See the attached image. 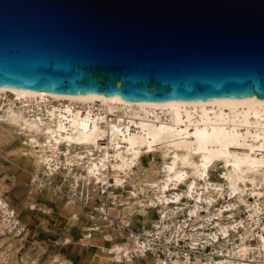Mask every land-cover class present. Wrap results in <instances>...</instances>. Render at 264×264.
I'll list each match as a JSON object with an SVG mask.
<instances>
[{
  "label": "bare ground",
  "instance_id": "1",
  "mask_svg": "<svg viewBox=\"0 0 264 264\" xmlns=\"http://www.w3.org/2000/svg\"><path fill=\"white\" fill-rule=\"evenodd\" d=\"M14 140L12 153L23 169L28 164L49 181L59 175L62 186L71 187L63 205L73 221L84 215L88 222L100 221L99 234L111 244L103 251L107 261L150 264L153 256L152 264H167L162 253L171 264H190L167 246L176 238L196 255H221L204 261L196 256L194 264H264V102L255 96L148 103L0 88V141ZM153 151L161 165L153 175L147 169L138 176L141 161ZM87 183L94 194L87 198L92 212L84 214L76 202L83 203ZM77 189L81 201L74 199ZM52 201L57 197L49 196ZM94 211H105L109 224L102 226ZM127 216L142 224L146 237L163 238L158 251L145 254L134 230L114 242L105 229L115 221L128 224ZM11 244H0V264L8 263ZM55 263L68 261L55 255L49 264Z\"/></svg>",
  "mask_w": 264,
  "mask_h": 264
},
{
  "label": "water",
  "instance_id": "2",
  "mask_svg": "<svg viewBox=\"0 0 264 264\" xmlns=\"http://www.w3.org/2000/svg\"><path fill=\"white\" fill-rule=\"evenodd\" d=\"M0 88L264 102V0H0Z\"/></svg>",
  "mask_w": 264,
  "mask_h": 264
},
{
  "label": "rangeland",
  "instance_id": "3",
  "mask_svg": "<svg viewBox=\"0 0 264 264\" xmlns=\"http://www.w3.org/2000/svg\"><path fill=\"white\" fill-rule=\"evenodd\" d=\"M17 143L16 140L12 144L0 141V155L3 156V158H0V190L3 193V199L16 210L20 219L27 224L28 235L21 237L22 242L17 241L20 237L14 238L6 235L0 237V241L2 240L0 244H14L12 254L7 259V264H49L51 258L55 255L67 260L68 264H116L107 261L109 255L103 252L104 249L109 248L111 245L103 241V234L97 233L92 237L89 243L93 247H79V241L85 234L84 227H89L92 224L100 227V221L96 223L88 222L85 215L79 217L77 221L72 220L70 214L65 210L63 203L66 201L67 196L70 194L72 196L73 193L68 183H64L65 186H62V178L59 175L55 179H51V182L58 189H61V194L47 190L39 192V188L34 183H31L30 173L33 172L30 166L28 164L24 165L27 168L23 169L21 160H18L15 157L16 154L12 153ZM160 165V156L156 151H153L151 152V156L146 155L144 160L141 161L139 167L142 171H138L137 174L141 177L143 176V172L148 169L153 175ZM217 177L218 172H213L212 178L215 180ZM42 178L47 180L44 176ZM91 186L92 184H86L87 190L83 203L76 202L77 207L84 209V214L92 212V208L88 207L87 204V198L94 194ZM120 191L116 190V194H120ZM49 196L54 197V199L57 197V201L55 203L53 201L48 202ZM81 196L80 190L77 189L74 199L81 201ZM33 203H35L37 209L32 210L29 208ZM94 203L99 205L100 201L97 199ZM38 208H49V210L47 213H43V210L40 211ZM104 213L106 212L104 211ZM107 218L109 219V217ZM126 218L125 221L128 224H123L122 226L126 227L128 225L130 228L127 227L125 230L115 227H111L108 230L105 229L106 232H109L116 238L114 240L115 243L122 242L123 237L128 235V230L141 231L142 224L135 217L127 216ZM108 224V222H102V226ZM114 224L121 225L119 221H115ZM59 243H64V246L60 247ZM252 244H255V241ZM206 252L210 254V249ZM153 258V256L149 258L150 264H152ZM135 264L146 263L140 260Z\"/></svg>",
  "mask_w": 264,
  "mask_h": 264
},
{
  "label": "built area",
  "instance_id": "4",
  "mask_svg": "<svg viewBox=\"0 0 264 264\" xmlns=\"http://www.w3.org/2000/svg\"><path fill=\"white\" fill-rule=\"evenodd\" d=\"M0 158H3L2 155H0ZM37 174L30 173V180L31 183H34L37 188H39V192H42L43 190L51 191V192H57L58 194H61V189H58V187L54 186L51 181L44 180L42 177L38 178ZM2 203V204H1ZM97 208H94L96 210ZM95 215H97L102 221L107 220V215L103 211H94ZM99 226H95V224H92L88 231H85V234L79 241V246L82 248H88L92 247L89 242H91L92 237L99 233ZM112 227L115 228H122L125 230V228L122 225L112 224ZM0 232L5 234L6 236L14 237V238H21L26 237L28 235V226L26 223H24L19 215L16 213V210L11 207L8 202H5L4 199L0 200ZM134 233H137V237L139 240V243L141 244V248L144 249V253L147 255H150L152 253V249H157L161 244V240L163 242V238H153L152 237H146L143 235L142 230L141 231H134ZM202 240H197L195 242V246H198L201 244ZM58 244V243H57ZM170 248L171 253L179 252V256L183 258L184 260H188L190 264H194L195 257L197 256L200 260H205L206 256H210V258L217 259L221 255H196L198 252L196 249H189V248H183V242L180 240H177L174 238V241H172L170 244L167 245ZM185 251L183 255H181V252ZM188 253V255H186ZM160 256L165 260L167 259V264L170 263V257H167L169 255H164L162 253H159ZM134 254H131V257H133ZM71 264V263H70ZM188 264V263H187Z\"/></svg>",
  "mask_w": 264,
  "mask_h": 264
},
{
  "label": "crops",
  "instance_id": "5",
  "mask_svg": "<svg viewBox=\"0 0 264 264\" xmlns=\"http://www.w3.org/2000/svg\"><path fill=\"white\" fill-rule=\"evenodd\" d=\"M58 243V242H57ZM60 244V243H59ZM64 246V243H61L60 244V247H63ZM93 247V245H91ZM80 247V246H79ZM82 248V247H81Z\"/></svg>",
  "mask_w": 264,
  "mask_h": 264
}]
</instances>
